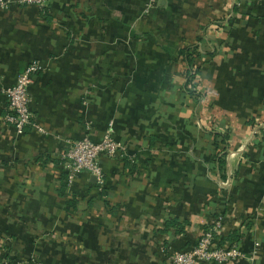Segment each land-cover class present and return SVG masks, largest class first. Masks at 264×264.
<instances>
[{
    "label": "crops",
    "instance_id": "crops-1",
    "mask_svg": "<svg viewBox=\"0 0 264 264\" xmlns=\"http://www.w3.org/2000/svg\"><path fill=\"white\" fill-rule=\"evenodd\" d=\"M8 1L0 263L163 264L220 217L219 243L244 253L223 264H264V0H156L148 12L150 0ZM33 60L43 132L4 119L5 89ZM109 122L119 149L100 156L102 182L85 170L68 182V141H97Z\"/></svg>",
    "mask_w": 264,
    "mask_h": 264
},
{
    "label": "built area",
    "instance_id": "built-area-1",
    "mask_svg": "<svg viewBox=\"0 0 264 264\" xmlns=\"http://www.w3.org/2000/svg\"><path fill=\"white\" fill-rule=\"evenodd\" d=\"M46 0H16L20 5H35L44 7ZM156 0H150L145 5L148 12ZM10 2L0 0V7L5 8ZM41 68L38 61H31L17 76L16 81L5 89L7 98V112L4 119L18 131L30 126L39 132L43 128L33 119L30 107L28 86L32 82V76ZM85 102V100H84ZM119 149V144L112 135V123H108L102 137L94 141L85 133L82 137L68 141V147L62 154L63 166L67 171V181L70 182L77 172L85 170L95 176L98 182H102L103 171L99 163L101 155L114 156ZM220 217L210 226H207L196 242L188 248L172 249L163 264H223L229 260L242 258L244 253L236 243H219L218 228ZM0 264H10L8 260ZM30 264H43L41 260L32 256Z\"/></svg>",
    "mask_w": 264,
    "mask_h": 264
},
{
    "label": "trees",
    "instance_id": "trees-1",
    "mask_svg": "<svg viewBox=\"0 0 264 264\" xmlns=\"http://www.w3.org/2000/svg\"><path fill=\"white\" fill-rule=\"evenodd\" d=\"M182 55H184V58L186 60L187 63V80L186 83L188 85V92H193L194 91V83H193V79L195 76V69L192 67V60L194 58V52L193 50H184L182 51ZM219 163L225 168L226 167V162H224V158L221 156L219 158ZM232 238H237V233L233 232L231 234Z\"/></svg>",
    "mask_w": 264,
    "mask_h": 264
},
{
    "label": "water",
    "instance_id": "water-1",
    "mask_svg": "<svg viewBox=\"0 0 264 264\" xmlns=\"http://www.w3.org/2000/svg\"><path fill=\"white\" fill-rule=\"evenodd\" d=\"M95 178V176H93Z\"/></svg>",
    "mask_w": 264,
    "mask_h": 264
}]
</instances>
